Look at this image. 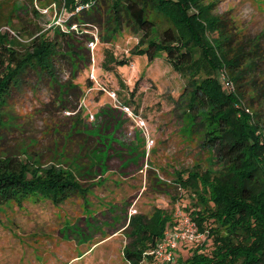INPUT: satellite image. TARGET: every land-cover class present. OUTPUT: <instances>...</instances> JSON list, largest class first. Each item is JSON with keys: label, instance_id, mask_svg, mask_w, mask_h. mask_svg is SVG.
<instances>
[{"label": "rangeland", "instance_id": "obj_1", "mask_svg": "<svg viewBox=\"0 0 264 264\" xmlns=\"http://www.w3.org/2000/svg\"><path fill=\"white\" fill-rule=\"evenodd\" d=\"M204 3L213 4V13L230 21L228 27L239 34V39L262 35L264 49V0ZM69 13L63 0H0V35L9 33L21 45L36 32L52 36L58 19L62 21ZM166 26L164 23L160 29ZM93 34L97 35L96 30ZM139 38L140 34L124 28L111 43L98 40L93 50L98 83L114 90L118 100L133 111L135 120L115 110L104 93L97 89L88 92L91 51L83 38H76L87 59V49L90 51V60L78 64L72 81L81 88L77 111L84 121L80 132L92 137L85 146V159L74 155L86 138L70 136L75 120L68 115L74 113H66L63 108L72 98H59L57 87L36 84L32 77L30 87L15 94L3 109L12 120L0 131V155L33 156L48 165L54 163L55 153L62 149L61 158L70 163L71 172L95 177L78 180L81 192L60 205L37 195L1 206L0 264H149L147 257L157 259L153 255L157 244L165 233L173 231L176 211L180 209L191 217V195L177 186L175 175L194 165L208 168L210 156L199 148L198 132L191 130L192 115L187 109V97H182L185 81L164 58L148 63L144 56H131ZM109 54L118 61L128 59L129 65L108 63ZM105 61L108 70L103 68ZM57 70L60 85L70 81V66L65 59L58 62ZM223 73L218 71L216 78L228 92ZM59 99L66 102L62 104ZM140 121L144 124L140 125ZM153 207L165 210L171 221L161 239L149 248L147 240L128 224L131 218L142 216V227L150 230L147 224ZM133 210L135 213L129 216ZM195 224L198 239L179 243L172 264L178 258L190 257L197 247H203L206 254L212 250L207 230L200 232ZM128 245L140 253L135 262L124 255Z\"/></svg>", "mask_w": 264, "mask_h": 264}, {"label": "trees", "instance_id": "obj_2", "mask_svg": "<svg viewBox=\"0 0 264 264\" xmlns=\"http://www.w3.org/2000/svg\"><path fill=\"white\" fill-rule=\"evenodd\" d=\"M63 2L70 13L64 28L54 27L52 36L36 32L21 45L9 33L0 35V131L12 120L3 109L15 94L30 87L29 79L33 77L36 84L57 87L59 98H72L63 108L66 113H74L68 115L75 120L70 136L86 138L82 147L77 146L79 153L74 155L85 159L88 156L84 153L85 146L92 137L80 132L84 121L77 111L81 88L72 81L78 64L90 60V51L87 49V59L76 38H83L89 45L96 30L99 42L108 44L124 28L140 34L131 56H144L148 63L164 58L182 77L185 81L182 97H187V109L194 123L191 130L198 132V146L210 156L208 168L194 165L175 175L174 182L191 195V219L200 232L207 230L212 250L206 254L203 247H197L190 257L178 258L175 264H264L262 35L239 39L238 33L230 31V21L213 13V4H205L204 0ZM164 23L167 26L160 29ZM108 57V63L129 65L128 59L118 61L111 54ZM64 59L70 66L71 79L60 85L57 64ZM108 63L103 64L105 70L110 68ZM220 70L232 84L228 92L216 78ZM61 99L62 104L66 102ZM62 155L61 149L55 153L54 163L48 165L33 156L0 155V207L37 195L60 205L81 192L78 180L94 179L95 175L74 174ZM74 156L70 157L72 163ZM141 217L131 218L128 226L147 240L149 248L154 247L171 221L170 216L165 210L153 207L147 224L150 230L142 227ZM132 248L135 246L128 245L124 255L135 262L140 253ZM147 258L149 264H162Z\"/></svg>", "mask_w": 264, "mask_h": 264}, {"label": "built area", "instance_id": "obj_3", "mask_svg": "<svg viewBox=\"0 0 264 264\" xmlns=\"http://www.w3.org/2000/svg\"><path fill=\"white\" fill-rule=\"evenodd\" d=\"M79 10V8L77 9ZM67 18V17H66ZM66 18L61 21L58 19L59 24L57 26L64 28V22ZM72 30H76V26L71 27ZM9 31V30H8ZM13 34L11 31H9ZM93 42L89 43V49L91 51V65L89 69L88 80L91 83V86L88 88V92H91L95 89L104 93L111 101L112 107L115 110L120 111L125 116L130 119L135 120L137 118L129 106L123 104L118 100V96L114 90H108L102 86L97 81V78L94 75V54L93 50L98 43L97 36L93 34ZM225 80V78L223 77ZM224 85L230 90L232 89V84L225 80ZM92 118V117H91ZM143 121H140V125H143ZM135 211H131L129 216L134 214ZM176 224L173 227V231L170 233H165L164 237L157 244L155 251L153 253L156 256L157 261L159 260L162 264H172L176 261L175 251L179 243H193L198 239L197 227L195 222L191 219L189 215L182 212L180 209L176 211Z\"/></svg>", "mask_w": 264, "mask_h": 264}, {"label": "crops", "instance_id": "obj_4", "mask_svg": "<svg viewBox=\"0 0 264 264\" xmlns=\"http://www.w3.org/2000/svg\"><path fill=\"white\" fill-rule=\"evenodd\" d=\"M115 234V233H114ZM114 234H112V235H114Z\"/></svg>", "mask_w": 264, "mask_h": 264}]
</instances>
